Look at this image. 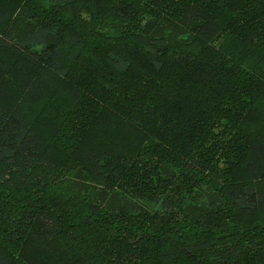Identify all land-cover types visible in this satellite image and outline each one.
<instances>
[{"label": "trees", "instance_id": "obj_1", "mask_svg": "<svg viewBox=\"0 0 264 264\" xmlns=\"http://www.w3.org/2000/svg\"><path fill=\"white\" fill-rule=\"evenodd\" d=\"M0 264H264V0H0Z\"/></svg>", "mask_w": 264, "mask_h": 264}]
</instances>
